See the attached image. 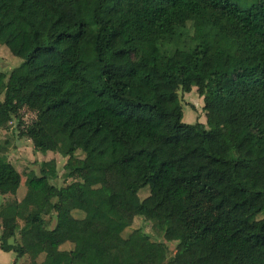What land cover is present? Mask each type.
I'll return each instance as SVG.
<instances>
[{
	"label": "trees",
	"instance_id": "16d2710c",
	"mask_svg": "<svg viewBox=\"0 0 264 264\" xmlns=\"http://www.w3.org/2000/svg\"><path fill=\"white\" fill-rule=\"evenodd\" d=\"M0 44L22 59L0 69V127L35 112L21 135L42 154L66 138L73 179L57 186L43 160L8 198L22 174L0 142L2 250L28 264H264V0H0ZM194 87L209 128L183 121L179 91ZM53 215L71 248L45 230ZM138 216L175 252L141 228L124 236Z\"/></svg>",
	"mask_w": 264,
	"mask_h": 264
},
{
	"label": "rangeland",
	"instance_id": "374dc122",
	"mask_svg": "<svg viewBox=\"0 0 264 264\" xmlns=\"http://www.w3.org/2000/svg\"><path fill=\"white\" fill-rule=\"evenodd\" d=\"M22 62L21 58L14 56L10 50L0 44V69L3 71H10L14 67L18 66ZM180 101L183 107V121L187 123H196L201 122L204 123L207 128L209 125L207 123V115L204 109V97L198 93L196 87H194L189 92H184L183 90L179 91ZM34 119H36L35 112L23 108L20 111L18 117H15L11 122L10 126L7 128L0 127V142L6 146L7 155L10 161L14 163L17 169L22 174V182L19 187L18 192L15 195H8V198H17L21 200L27 192V176L29 173L33 172L38 174L41 168V162L43 160L55 159L57 162V167L59 171L58 178L54 181L57 186L65 185L66 183L71 182L72 178H66L64 176L65 173V164L67 162L68 157L64 156L61 152V149L65 147L67 139L64 137H57L52 140L49 145L51 150L46 154H42L37 151L34 147L32 140L26 136L21 135V129L26 125L30 124ZM92 165L87 166V170H91ZM115 174V169L111 168L107 170L106 180H110L113 178ZM148 195V190L144 189L140 196L144 198ZM92 205V201L89 197H86L83 202V206L85 209H89ZM77 217L83 216L82 212H75ZM48 224L45 230L51 236L56 237L61 242H65L67 239L66 233L63 232H54V226L56 224V217L53 216H45ZM21 224L23 223L20 221ZM141 228L146 233H148L153 240H163L166 241L170 247L171 253L175 252L176 243L168 242L163 238L161 234L157 232V230L153 227V223L150 220L145 219L144 217H136L133 221V224L127 228L123 235L127 236L134 229ZM0 226V233H1ZM108 240L105 242L109 247H116L123 242L122 237L119 235H112L107 238ZM72 245L68 242L62 244L63 249H69ZM17 255L14 252H7L0 248V264H28L30 261V257H23L16 260ZM42 260V258H41Z\"/></svg>",
	"mask_w": 264,
	"mask_h": 264
}]
</instances>
